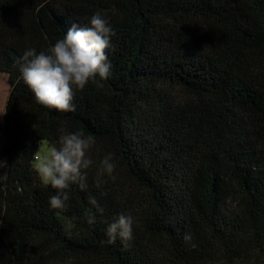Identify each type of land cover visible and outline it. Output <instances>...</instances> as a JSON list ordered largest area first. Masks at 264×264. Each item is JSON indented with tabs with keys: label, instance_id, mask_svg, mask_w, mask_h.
Returning <instances> with one entry per match:
<instances>
[{
	"label": "trees",
	"instance_id": "trees-1",
	"mask_svg": "<svg viewBox=\"0 0 264 264\" xmlns=\"http://www.w3.org/2000/svg\"><path fill=\"white\" fill-rule=\"evenodd\" d=\"M96 12L115 33L109 78L75 111L43 107L17 61ZM2 111L0 264H264V0H0ZM75 131L96 141L87 188L52 209L36 151ZM120 214L133 239L108 244Z\"/></svg>",
	"mask_w": 264,
	"mask_h": 264
},
{
	"label": "clouds",
	"instance_id": "clouds-1",
	"mask_svg": "<svg viewBox=\"0 0 264 264\" xmlns=\"http://www.w3.org/2000/svg\"><path fill=\"white\" fill-rule=\"evenodd\" d=\"M115 33L100 12L93 14L88 26L81 27L73 23L62 38L46 50L37 54L29 49L17 61L19 79L28 87L38 104L57 111H75L73 99L77 91L83 90L89 83L102 87V81L111 74L112 65L107 50L114 48L111 37ZM4 111L0 112L3 115ZM96 143L93 136H85L81 131L66 132L59 137L49 154L38 159L37 175L45 185L55 191L49 199L52 209H63L69 200L68 189L76 184L81 190L87 188V170L93 160L89 152ZM117 165L113 154H106L96 167V186L99 188L108 177L115 179L113 173ZM89 204L103 213L95 197L89 198ZM87 223L94 224L95 217L91 209L86 210ZM133 217L120 214L117 220L106 230L107 243L113 244L117 237L122 241L133 239ZM190 239V236H185Z\"/></svg>",
	"mask_w": 264,
	"mask_h": 264
},
{
	"label": "rangeland",
	"instance_id": "rangeland-1",
	"mask_svg": "<svg viewBox=\"0 0 264 264\" xmlns=\"http://www.w3.org/2000/svg\"><path fill=\"white\" fill-rule=\"evenodd\" d=\"M49 150H50V147L48 146V144L46 142H42L38 145V148L36 151V157H35V161H34L35 169H37L38 159H42V158L46 157L49 154Z\"/></svg>",
	"mask_w": 264,
	"mask_h": 264
}]
</instances>
